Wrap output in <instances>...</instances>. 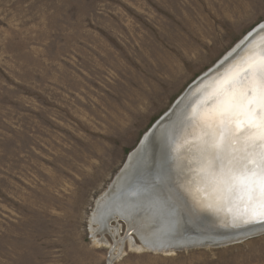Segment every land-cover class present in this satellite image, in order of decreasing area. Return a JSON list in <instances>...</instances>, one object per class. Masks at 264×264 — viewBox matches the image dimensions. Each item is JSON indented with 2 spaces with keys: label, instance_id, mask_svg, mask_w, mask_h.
Instances as JSON below:
<instances>
[{
  "label": "rangeland",
  "instance_id": "rangeland-1",
  "mask_svg": "<svg viewBox=\"0 0 264 264\" xmlns=\"http://www.w3.org/2000/svg\"><path fill=\"white\" fill-rule=\"evenodd\" d=\"M262 22L264 0H0V264H264V232L154 253L121 217L115 239L89 228L152 124Z\"/></svg>",
  "mask_w": 264,
  "mask_h": 264
},
{
  "label": "water",
  "instance_id": "water-1",
  "mask_svg": "<svg viewBox=\"0 0 264 264\" xmlns=\"http://www.w3.org/2000/svg\"><path fill=\"white\" fill-rule=\"evenodd\" d=\"M261 32H264V22L254 27L185 88L129 154L106 189H109L104 197L107 202L102 199L94 204L97 213L113 205L125 211L144 209L147 214L159 215L160 219L153 226V234L148 239L149 244H142L146 250L164 253L196 247H221L264 232V220L245 223L243 219H235V216H213L207 209L197 207L194 199L188 193H183L181 188L183 177L188 175L189 181H193L195 168L189 165L191 159L177 161L178 155L173 157L172 154L174 141L183 137L190 128V117L197 108L194 106L200 105L202 99L207 97L206 92L213 91L222 78L244 59L246 51L251 50L263 35ZM200 96L203 98L198 100ZM150 184L156 186L155 195L146 197L134 194L135 188ZM259 229H263V232L255 234ZM131 232L128 231V234Z\"/></svg>",
  "mask_w": 264,
  "mask_h": 264
},
{
  "label": "snow or ice",
  "instance_id": "snow-or-ice-1",
  "mask_svg": "<svg viewBox=\"0 0 264 264\" xmlns=\"http://www.w3.org/2000/svg\"><path fill=\"white\" fill-rule=\"evenodd\" d=\"M189 123L185 144L197 146L190 163L200 182L237 208L235 219L264 220V51L225 76ZM134 194L151 197L156 186Z\"/></svg>",
  "mask_w": 264,
  "mask_h": 264
},
{
  "label": "bare ground",
  "instance_id": "bare-ground-1",
  "mask_svg": "<svg viewBox=\"0 0 264 264\" xmlns=\"http://www.w3.org/2000/svg\"><path fill=\"white\" fill-rule=\"evenodd\" d=\"M262 34L263 35L259 37V40L256 43H254V47L251 48V50L246 51L247 53L245 54L244 59L234 68H232L225 76L232 73L239 66H241L244 61L248 60L253 55L259 54L261 51H264V32ZM224 78H222V80ZM211 92L212 90H208L206 92V96H208V94ZM202 98L203 96H200L198 100ZM202 101L204 100L202 99ZM193 106H190L191 109H193ZM196 107L197 106L195 105L194 108ZM191 132H192V128L190 125V128L185 133V135L174 141L175 147L173 149L172 154L173 157L175 155H178L176 157L177 161H185L187 159L188 160L192 159L191 154L197 150L196 145L185 144L186 138L191 139V137L189 136V133ZM189 165L195 168L193 164H189ZM192 174L194 176L193 181H189V179L187 178L188 175L187 176L185 175L186 177H183V184H182L183 187L181 186V188L183 193L184 192L188 193L192 197V199H194V202L197 207L201 208V210L207 209L206 211L210 212L213 216L217 215L218 217H220L223 216L224 214H227L228 216H236L237 208L235 206L230 207L228 204L224 203L223 201L218 200L216 194L213 193L211 189L207 188L202 182H200L198 178V174L196 172V168H195V172L194 173L192 172ZM144 176H146V174H144ZM108 190H106L102 195H100L97 198L95 204H98L100 200L105 199L104 197ZM105 201L107 202L106 199ZM106 208L107 209H105V211L101 210L100 211L101 213H97L93 210L90 217V226H89L92 236L95 235V231L97 230L100 232L103 231L109 233V235L112 236L114 239L117 238L120 224L117 223L116 225H112L111 221L121 217L125 219V221L128 224L127 232L129 230H132L138 236L141 245L149 244L148 239L153 234L154 231L153 226L157 223V220L160 219L159 215L157 214L155 215L151 212L147 214V212L144 209H140L137 212H133V211H125L124 209H118L116 208V206L113 205H108L106 206ZM94 224H97V228H93ZM262 230L259 229L258 231L255 232V234H257V232L261 233L260 231ZM123 240L124 239L119 238V241H123ZM127 240L131 247L141 248L140 245L134 243V240L131 237H128ZM98 242L105 246H107L108 244L106 239L103 237L99 239ZM120 248H121V244H120ZM111 249H113V246L111 247ZM112 259L113 257L109 258L108 264H111Z\"/></svg>",
  "mask_w": 264,
  "mask_h": 264
}]
</instances>
